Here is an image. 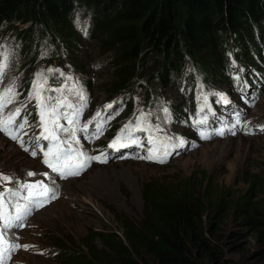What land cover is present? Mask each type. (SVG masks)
<instances>
[{
  "label": "trees",
  "instance_id": "1",
  "mask_svg": "<svg viewBox=\"0 0 264 264\" xmlns=\"http://www.w3.org/2000/svg\"><path fill=\"white\" fill-rule=\"evenodd\" d=\"M77 11L86 24L84 37L116 64L112 88L124 92L136 84L149 104L168 87L185 98L195 75L230 93L248 63L260 70L264 0H0V35L13 36L32 66L45 43L74 46ZM14 21L27 25L18 29ZM253 184L256 193L239 197L210 181L197 190L190 178L171 188L146 185L147 221L140 228L124 224V242L103 238L113 255L96 258L106 264H248L226 257L218 240L232 219L238 229L230 238H252L251 247L240 244L237 251L264 264V179L255 176ZM84 248V259L94 255L93 246Z\"/></svg>",
  "mask_w": 264,
  "mask_h": 264
},
{
  "label": "rangeland",
  "instance_id": "2",
  "mask_svg": "<svg viewBox=\"0 0 264 264\" xmlns=\"http://www.w3.org/2000/svg\"><path fill=\"white\" fill-rule=\"evenodd\" d=\"M75 33L76 35L72 36L75 41L74 46L67 44L63 47L68 50L69 55L74 54L73 61L67 57L60 62L61 68L72 84L67 98L69 97L68 99L76 107L85 106L88 118L96 117L97 112L104 117L105 105L117 98L118 92L111 86L116 64H113L110 56L102 51L98 42L84 39L81 32ZM0 48L6 53V59L1 63L6 67L3 68V75L0 77V93L9 86H14L16 92L13 102L0 113V116L7 117L15 109L22 108L19 85L25 60L19 56L18 50L9 39L1 40ZM216 86L222 87L219 84ZM79 91L83 92L86 98L84 101L79 100L76 95ZM165 95L173 102L180 101L176 90L169 89ZM195 98L198 109L196 108L194 114L200 118L207 117L204 110L200 111L204 98L200 87L195 93ZM141 104L142 92L136 89L133 110H123L117 116L120 129L133 120L140 111ZM190 116L192 118L194 115ZM249 116L258 121L264 120V91L245 116L247 122L253 121L248 119ZM194 121L195 118L189 119L180 125L172 121L168 114L165 117L162 111L154 121H151L150 117L145 119L146 124L150 123L148 126L159 125L161 129L159 132H152V136H160L165 132L167 142L164 151L167 149L169 154V146L176 144L173 139H169L170 137L178 136L183 130L194 133L196 147L182 150L176 155H165L164 163H157L155 159L139 158L147 156V150L139 157L128 160L110 161L105 164L95 162L80 177L60 184V197L36 212L21 232L23 244L29 247L26 250L22 248L10 264H86V259L106 264L105 261L100 263L101 259H97L113 255L106 242H103V238L109 241L115 235L118 240L124 242L122 234L124 224L131 223L140 228L147 221V207L150 205L142 194L146 185L148 188L149 185L171 188L190 178V181L196 184L197 190L210 181L223 193L227 191L235 197L247 194L249 190H254L252 194L256 193L259 189H255L253 184L255 176L264 179V132L212 139L207 137L215 133L213 128H208V117L203 130H196L192 126ZM113 124L107 120V128ZM230 125H235L238 133L240 127L236 124L235 116H231ZM107 128L98 140L108 139L111 142L120 131L113 132ZM216 130L221 128L218 127ZM201 132L207 138H202ZM25 133L23 131V134ZM147 133L149 135V132ZM159 153H156V159L159 158ZM43 169V158L30 159L20 150L19 145L0 134V174L16 177L29 170L39 172ZM201 180L202 185L199 183ZM7 184L8 182L0 183V189ZM260 196L257 193L256 198ZM225 224L218 235L219 239L217 238L221 245L225 244V256L253 264L247 254H242L236 249L240 244H245V248H249L248 242L252 241V238H230L227 234L238 229L237 224L232 219H228ZM85 245L87 248L91 245L95 249L94 255L89 254L84 259L82 256L85 254ZM59 247L62 249L59 250ZM46 249L57 250V254L46 257Z\"/></svg>",
  "mask_w": 264,
  "mask_h": 264
},
{
  "label": "snow or ice",
  "instance_id": "3",
  "mask_svg": "<svg viewBox=\"0 0 264 264\" xmlns=\"http://www.w3.org/2000/svg\"><path fill=\"white\" fill-rule=\"evenodd\" d=\"M6 65H0V77L3 75V68ZM51 71V70H49ZM45 81L39 78L34 82L33 90L29 93L28 100H35L37 114L39 116V127L41 131L36 135L33 143L30 155L36 157L38 153H43V164L46 165L53 173H56L59 178L66 179L69 176L79 175L80 172L88 165L91 161L106 162V157L103 152L100 156L89 155L84 151L83 146L80 143V139L77 133H81L85 140L92 138H99L103 134V129L107 120L114 118V115H118L116 112L110 114L109 116L99 119L95 123V129L91 133L89 132V125L92 121L79 125L77 117L81 113V108L74 106L73 104L67 102L61 97L47 96L45 97L43 93L47 90L44 87ZM54 91H61L56 89ZM79 100L84 101L86 98L82 91L76 93ZM212 95L218 96L219 100L217 102H223L225 105L229 104L230 101L222 93H212ZM16 96L14 86H9L0 93V113L3 112L4 108L8 104L12 103ZM207 100V97H204ZM67 108L71 111H64ZM106 109H112L113 104L105 105ZM203 111V108L200 109ZM21 112L20 108L15 109L14 112L9 113L5 118L0 116V131L9 135L13 140H17L18 136L13 134L12 125L16 124V119L19 117ZM165 117H167L168 110L164 109ZM101 117V113H96V118ZM94 118V119H96ZM207 117L198 118L195 121L197 126L203 125L206 122ZM240 113H236V124L240 123ZM65 120L68 126L61 124L60 121ZM27 123V118L25 117L22 122H20L17 127L23 129ZM235 125L229 129L232 131ZM136 131H147L149 132V137L147 143L149 145H155L158 138H154L151 133L161 131L159 125L148 126L145 123V115L142 113L140 116L136 117V120L129 121L125 124L118 134L109 143L108 148L119 151L121 148H127L133 145L139 146V137L135 135ZM216 134L223 135V130H214ZM62 134H66V138H62ZM233 134L234 131H233ZM202 138H207L204 133H200ZM170 140L173 138H169ZM176 139V144L172 147H177L184 143L183 140L179 138ZM41 140L47 141L46 149L40 143ZM21 146L23 147V142L21 141ZM24 151H29L28 148H24ZM159 151L157 148L149 147L148 155L144 157H139L141 159L156 160L157 163H164L163 158L156 159V152ZM167 149L164 151V155H168ZM69 161H73L69 163ZM37 173L29 171L27 176L33 177ZM40 175L48 177V173H40ZM14 178L0 174V183L3 182H13ZM18 187L16 188H4L0 191V264H4L5 254H10L21 247L25 250L29 247L28 245H20L17 241L19 237H14L13 240L7 241L5 239L7 230L13 228H22L25 226V221L33 213L34 210L44 206L46 202L56 198V189L50 187L43 180H36L34 183L31 182H16ZM54 184L55 181L53 180ZM26 193V194H25ZM14 209V212H9L8 207Z\"/></svg>",
  "mask_w": 264,
  "mask_h": 264
},
{
  "label": "bare ground",
  "instance_id": "4",
  "mask_svg": "<svg viewBox=\"0 0 264 264\" xmlns=\"http://www.w3.org/2000/svg\"><path fill=\"white\" fill-rule=\"evenodd\" d=\"M175 150L180 151V150H182V149L178 148V149H175ZM96 166H97V165H96Z\"/></svg>",
  "mask_w": 264,
  "mask_h": 264
}]
</instances>
